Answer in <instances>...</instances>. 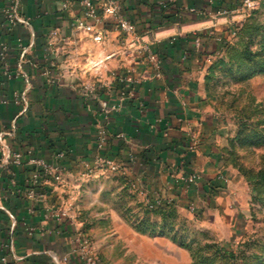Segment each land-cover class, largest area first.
Instances as JSON below:
<instances>
[{
    "label": "crops",
    "instance_id": "0c3cea01",
    "mask_svg": "<svg viewBox=\"0 0 264 264\" xmlns=\"http://www.w3.org/2000/svg\"><path fill=\"white\" fill-rule=\"evenodd\" d=\"M159 1L120 0L124 15L138 29L134 43L117 39L110 23L97 27L107 33L104 43L72 27L84 19L81 0H21L20 12L30 26L18 25L11 32L0 18V45L8 47L6 57H0V131L12 149L24 154L32 151L52 163L57 154H66L60 179L49 177L36 188L37 193L47 192V202L28 199L31 168L26 162L12 170L0 166V244L14 247L12 252L0 248V261L6 257L7 264H56L67 257V264H85L75 253L80 226L56 219L48 207L71 205L83 213L89 209L87 196L93 194V186L107 182V174L82 182L78 172L94 158L100 101L110 107L119 103L115 73L134 81L133 93L128 92L106 123V152L137 186L151 200L174 196L178 201L188 193L206 200L211 184L220 183L216 178L222 164V130L206 112L200 78L206 54L215 46L197 34L215 38L213 29L236 18L240 1L176 0L166 8ZM54 30L58 37L51 47ZM139 45L149 48L159 69L147 53L140 59ZM88 83L100 84L97 94L86 90ZM15 94L27 97L25 111ZM14 123L16 131L8 135ZM191 136L200 139L196 150L190 149ZM196 174L200 180L191 190L176 181ZM62 183L71 190L82 184V194L68 190L72 196L64 199ZM76 193L82 205L75 202Z\"/></svg>",
    "mask_w": 264,
    "mask_h": 264
},
{
    "label": "rangeland",
    "instance_id": "374dc122",
    "mask_svg": "<svg viewBox=\"0 0 264 264\" xmlns=\"http://www.w3.org/2000/svg\"><path fill=\"white\" fill-rule=\"evenodd\" d=\"M239 1L236 18L213 29L219 52L206 54L200 75L202 102L222 130L220 183L211 184L206 200L190 193L178 201L151 200L123 168L107 174V182L87 196L89 209L74 211L75 223L91 241L90 255L101 264H264V0ZM117 33V39L135 42ZM139 46L140 59L150 56ZM113 77L120 91L127 77ZM190 140L196 150L200 139ZM194 176L193 183L190 177L176 181L191 190L200 180ZM63 186L64 199L72 196L68 190L83 187ZM170 201L173 211L153 212Z\"/></svg>",
    "mask_w": 264,
    "mask_h": 264
},
{
    "label": "built area",
    "instance_id": "2783aa9c",
    "mask_svg": "<svg viewBox=\"0 0 264 264\" xmlns=\"http://www.w3.org/2000/svg\"><path fill=\"white\" fill-rule=\"evenodd\" d=\"M176 0H161L159 5L166 8L169 3H175ZM84 10V19L81 21H76L72 23V27L77 30L84 31L92 34V38L96 43H104L106 39V32L103 29H98L99 24L110 23L115 31L127 34L138 40V29L137 26L130 21L123 13L120 0H81L80 2ZM67 5V4H66ZM21 0H0V18L7 26L9 32L13 31L18 25L24 27H29L30 23L21 14ZM58 37V32L56 30L52 31L49 36V45L53 47L56 43V38ZM196 47L201 46L199 39L195 41ZM147 49H149L146 46ZM24 49H27L26 47ZM151 63L156 65L159 69V61L153 57L152 52L149 50ZM8 54V47L5 44L0 45V57L4 59ZM123 86L120 89L119 103L110 107L107 102L100 101L101 113L100 120L98 122L97 134L95 139V154L92 162H84L82 164V169L78 172V178L85 182L90 178L96 176L97 174H116L122 169V165L112 158L106 156V142H107V130L106 123L110 119V115L119 110L122 107V103L128 97V92L133 93V83L134 81L123 78L120 80ZM100 84L88 83L85 85L87 91L91 93H96L99 91ZM131 90V91H129ZM15 98L18 102L23 103L24 111L28 107V100L25 94H15ZM16 131V123H14L9 131L8 135H14ZM123 138V136H119ZM197 138L192 136V139ZM196 144V142H194ZM192 148V147H191ZM66 154L61 152L57 154L54 158V162H48L47 160L39 157H35L32 151L24 154L19 149H12L6 142V134L0 131V166L12 170L15 167H21L25 162L31 168L30 176V187L27 197L30 200L41 199L45 202L48 201V194L45 190L37 193L36 188L42 187L49 177L62 175L65 168L62 163L65 159ZM133 161V158L131 159ZM195 176L189 178V182L193 183ZM160 201H157L159 203ZM168 203H171L168 202ZM50 204L48 203V206ZM65 205V204H64ZM53 217L58 220L68 219L73 222L75 212L71 208V205L64 207H48ZM74 242L78 246L75 253L85 264H101L100 261L94 259L90 255L91 241L89 237L79 229L76 233ZM1 249L8 250L12 252L14 250L13 244L8 242H1ZM68 258L64 257L56 261V264H67ZM0 264H7V258L3 257Z\"/></svg>",
    "mask_w": 264,
    "mask_h": 264
},
{
    "label": "trees",
    "instance_id": "16d2710c",
    "mask_svg": "<svg viewBox=\"0 0 264 264\" xmlns=\"http://www.w3.org/2000/svg\"><path fill=\"white\" fill-rule=\"evenodd\" d=\"M197 37L198 38H202V37H204L205 39H206V43H210V44H212L213 45V47H214V49L212 50V52H211V54H216V53H218L219 52V44L218 43H216V40H215V38H213V37H209V36H204L202 33H198L197 34ZM204 45H205V43H204ZM211 69V68H210ZM106 156L107 157H109V158H111V156H109L108 154H107V152H106ZM173 206H174V204H169V203H166V206L165 207H159V208H157V209H155V210H153V212H158V213H160V214H167V213H169V212H171V211H173Z\"/></svg>",
    "mask_w": 264,
    "mask_h": 264
}]
</instances>
